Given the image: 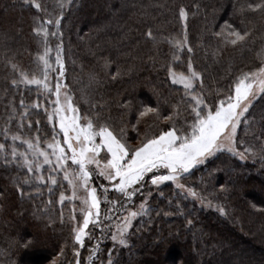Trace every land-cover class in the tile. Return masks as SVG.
<instances>
[{
	"label": "trees",
	"instance_id": "trees-1",
	"mask_svg": "<svg viewBox=\"0 0 264 264\" xmlns=\"http://www.w3.org/2000/svg\"><path fill=\"white\" fill-rule=\"evenodd\" d=\"M37 2L53 16L60 12L59 0ZM249 2L260 0H74L64 9L60 26L65 67L61 83L67 86L61 90L62 101L67 91L81 122L87 115L96 124H107L129 147L167 130L172 122L177 128L186 127L192 118L191 98L183 85L172 83L167 68L187 75L191 61L201 73L195 90L210 106L232 94L235 78L256 70L264 61V14L246 7L241 11ZM180 7L188 14L186 22L179 19ZM48 18L26 0H0V144L8 153L13 146L19 151L27 147L14 142L13 134L34 143L39 137L42 148L54 137L63 144L58 122L48 120L49 100L54 101L55 95L49 97L35 85L12 84L13 79L20 81L21 73L29 79L43 78L38 57L44 52V37L33 28ZM225 21L239 30H250L246 44H225L215 35ZM185 23L187 43L181 47L175 42L183 40ZM48 28L53 30L52 25ZM149 29L152 36L146 35ZM58 42L48 37L52 51L47 58L57 72ZM57 72L49 73L53 88ZM21 100L25 107L20 106ZM144 105L158 107L159 115L139 117ZM169 115L171 121L163 119ZM236 145L241 151L251 147L257 155L241 159L221 151L181 179L186 189L224 206L227 215L172 183L153 188L147 198L151 211L134 223L131 244L119 249L112 264H264V163L260 160L264 96L253 101L242 119ZM4 154L0 151V264H49L64 254L65 246L74 249L70 240L75 219L72 200L66 198L67 185L61 181L53 186L47 181L24 183L31 174L15 161L5 163ZM148 182L133 199L152 190ZM115 201L123 206L125 197ZM88 232L79 264L107 262L112 244L101 237V229ZM97 246L96 258L91 259Z\"/></svg>",
	"mask_w": 264,
	"mask_h": 264
},
{
	"label": "snow or ice",
	"instance_id": "snow-or-ice-1",
	"mask_svg": "<svg viewBox=\"0 0 264 264\" xmlns=\"http://www.w3.org/2000/svg\"><path fill=\"white\" fill-rule=\"evenodd\" d=\"M72 2L74 0H59L56 6L60 9V12L53 16L47 8H42L37 0H26V3H31L37 10L43 11L50 17L33 28V32L37 36L42 34L44 37V52L38 57V60L43 63V78L33 76L29 79L27 75L21 73L19 82L16 79L12 80L13 85L18 86V83H23L26 86L35 85L37 89L42 90V93L47 94L49 97L55 95L54 101L49 100L52 111L48 113V120L58 122L59 129L63 133V144L54 137L53 142L47 144V148L52 150L48 152L40 147L39 137L36 138L34 143L31 139H22L19 135L13 134L11 139L14 142L19 139L27 147L25 151H19L16 146H13L11 152L8 153L5 150V145L0 144V151L5 153V163L15 161L19 167L27 169V173H30L31 176H26L24 183L34 180L38 184V182L43 181L44 177L40 174L41 168L43 165H48L51 171H63L64 178L68 180L70 185H73L74 189L76 187L86 189L87 198L83 201L86 207L81 209L83 223L78 228L73 229L74 240L81 246L84 245V237L89 235L86 229H88L90 223L102 230V225L97 223L100 217V204L96 196V189L88 187L89 178L93 171L88 166L93 164L97 165V168L100 169L99 174L105 179L118 181L112 187L125 197V203L132 201L137 192H140L141 188L144 187L146 177L151 174L150 183L157 189L165 182H172L186 195L199 199L201 203L209 207H216L221 215H227V209L224 206L212 204L211 200L199 196L192 188L185 189V185L179 183V181L190 169L203 164L218 151L227 150L240 156L241 159H245L246 156L255 157L257 155L251 147H244L243 151L237 148L236 133L241 118L249 111L253 101L258 96H264V61L256 70L242 72L237 76L233 82L232 94L226 95L211 106L206 102L205 97L195 90V82L201 79V73L194 69L191 61L187 65V75L183 73L178 75L169 66L167 75L172 83L182 84L185 95L191 98L189 107L191 108L192 118L187 122L186 127L177 128L176 123L172 122L171 127H168L167 130L162 129L159 134L146 137L140 145L129 147L125 141L114 134L107 124H96L87 115L83 117V122H81L82 118L78 114V109L73 105L72 97L67 91L63 94V101L61 99V90L67 86L61 83L65 67L61 56L63 33L60 31V26L64 9ZM245 7L249 11H259L264 14V0H260L258 3L249 2L241 7V11ZM187 15L185 8L180 7L179 19L186 22ZM48 25L53 26L51 32ZM184 26L185 35L183 40L175 42L181 47L187 43L186 23ZM50 35L59 40L55 46V64L58 66V72L47 58L48 53L52 51L48 43ZM146 35L152 36L150 29ZM215 35L221 37L225 44L236 46L246 44L251 32L248 29L239 30L228 21H225L224 25L221 26V30L216 32ZM188 52H192L191 47L188 48ZM262 54H264V50H262ZM12 67L16 69L17 66L13 64ZM50 72H57L54 88L49 79ZM20 106L25 107L23 100H21ZM35 107H40V104L37 103ZM149 113L159 115V108L144 105L142 110L139 111V117ZM24 115V113L21 114L22 119ZM163 119L171 121L172 118L169 115L163 117ZM244 123L248 124L246 120ZM30 125L31 122H29ZM7 131L8 129H5V134H7ZM101 150L106 153V162L102 168H100V160L97 159ZM9 156L11 160H9ZM68 160H71L73 165L78 166L74 179H69L71 170L67 168ZM260 160L264 163V148L260 150ZM161 169L165 170L164 173L158 174ZM77 179L78 184L75 183ZM48 181L51 184L57 183L55 177L51 175L48 177ZM37 184L32 186L36 187V191L39 192ZM18 190L23 192L22 187L19 185ZM105 192H107V189H105ZM150 195L151 190L136 210L124 209L126 214L111 226L114 229L111 231V239L114 243L128 246V232L132 227L133 220L151 211L147 203V197ZM160 195L163 196V192ZM105 199H107L106 196ZM64 200L65 196L61 193L60 202ZM110 203L115 206L118 202L111 201ZM94 215L96 220L92 219ZM107 219L111 220V216ZM188 223L191 224V221H188ZM109 264H112V262L109 261Z\"/></svg>",
	"mask_w": 264,
	"mask_h": 264
},
{
	"label": "rangeland",
	"instance_id": "rangeland-1",
	"mask_svg": "<svg viewBox=\"0 0 264 264\" xmlns=\"http://www.w3.org/2000/svg\"><path fill=\"white\" fill-rule=\"evenodd\" d=\"M177 74L179 75L180 73H177ZM178 84L179 83H177V85ZM179 85H182V84H179ZM245 115H246V113H245ZM243 118L244 117L241 118V121H242ZM240 124H239V126L237 128V131H238L239 127H240ZM236 135H237V133H236ZM18 141H21V140H19V139L16 140V143H18ZM123 141H125V140H123ZM52 142L53 141H47L45 143L46 144V148H42L41 146L40 147L42 149H46L48 152H51L52 150L47 148V144L52 143ZM127 145H131V144L127 143ZM222 151H227V150H222ZM218 152H221V151H218ZM230 154H231V152H230ZM97 159L100 160V168H102L103 164L106 162V153H105L104 150H101V152L97 156ZM196 166H198V165H196ZM88 167H89V169H91V170L93 169L94 170L93 174L95 172V175L91 174V176L89 178L88 187L89 188L94 187L96 189V196H97V198L99 200L100 217H99V220L97 221V223L102 225V230H101L100 234H101V237L105 238L106 240H108L112 244V249L110 248V250L107 253V257H109L108 261L107 262H98V263L99 264H109V261L112 262L115 259V255L118 253L119 249H121L123 247H127V246H121L118 243H114L112 241V239H111V231H113L114 229L111 226L114 223L118 222L123 217V215L126 214L124 209L131 208L132 210H136V208H138L140 202L145 199V196H147L148 193L141 194V195H143L142 197L140 195L137 198L132 199L131 202L125 203L123 206H121L119 203H117L114 206L110 202L111 201H115V198L116 199H121L123 197V195L118 194L119 192L112 187V185L114 183L118 182V181H109V180L105 179L102 175L99 174L100 169L97 168V165H95V164L89 165ZM67 168L69 170H71V174L69 176V179H74L75 171L78 170L77 167L70 163V165H67ZM192 169H194V168H192ZM164 171L165 170L161 169L160 173H158V174H163ZM40 174L43 175V177H44L43 181L44 182L47 181L46 183H49L50 186L56 185V184H51L48 181V177L50 175L54 176L57 182L61 181V182H64L67 185L66 187L68 189H66L65 192L68 193V194H66V198L72 200L71 201L72 202L71 205L73 206V208H72V212H73L72 216L75 217V222H74V226L73 227H74V229L78 228L83 223V213H82L81 209L86 207V205H84V203H83V201L87 198L86 189L84 187H76L74 189L73 185H70L68 180H66L64 178V172L63 171H59V170L51 171L48 165H43L42 166ZM60 174L62 175L61 177H59ZM150 175L151 174H149V176L146 177L145 180L149 181L148 182L149 184H147V186H149V187L152 186V190H151V194H152L153 188H156V187L151 185V183H150ZM75 183H77V184L79 183L78 179L75 180ZM166 183H172V182H165L164 184H166ZM179 183L184 184L182 180H180ZM164 184H162V185H164ZM162 185H160V186H162ZM172 185H175V184L172 183ZM105 189H107V192H105ZM185 189H186V187H185ZM105 196L107 197V199H105ZM147 198H149V196ZM147 201H148V199H147ZM109 209H111V211H109ZM109 216H111V220L107 219V217H109ZM141 217L142 216H138L136 219L133 220L132 227L129 229V232H128V245L131 244L130 240H131V236H132V234L134 232V226H135L134 223H136L137 220L139 218H141ZM92 219L96 220L95 215L92 217ZM90 228L93 229V228H96V227H94L93 224L90 223L88 229H86V232L92 230ZM88 234H90V233L88 232ZM100 234L99 233H98V235L96 234L97 237H100ZM70 244H71L72 247H74L73 250H72V248L70 249L68 246H65V250L63 251L64 254L60 253V255L53 262H51L49 264H77V262H79V260H80L79 257H81V255H82L81 252L83 251V249L86 248L85 237H84V245L81 246V245H79V244H77L75 242V240H74V231H72ZM97 249H99L98 246L96 248H94V254H92L91 259L96 258ZM113 251H114V256L112 254ZM110 252H111V255H110Z\"/></svg>",
	"mask_w": 264,
	"mask_h": 264
}]
</instances>
